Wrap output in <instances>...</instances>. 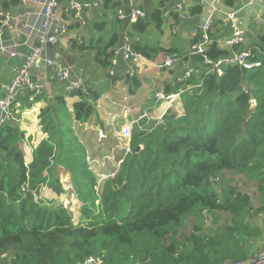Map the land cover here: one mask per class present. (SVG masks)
Returning <instances> with one entry per match:
<instances>
[{
    "label": "trees",
    "instance_id": "16d2710c",
    "mask_svg": "<svg viewBox=\"0 0 264 264\" xmlns=\"http://www.w3.org/2000/svg\"><path fill=\"white\" fill-rule=\"evenodd\" d=\"M162 6L130 28L135 50L147 59L170 51L161 45L167 19ZM170 17L181 20L174 13ZM106 26L99 23L96 29L105 31ZM118 40L116 32L74 44L79 50L96 49L99 64L109 68ZM243 45L233 50L250 49L249 61L261 65L246 69L226 64L222 75L207 70L199 78L194 73L189 83L198 86L182 93L184 112L168 110L152 128L134 125L131 150L119 159V170L101 191L87 149L72 126L74 120L85 123L96 113L97 96L88 100L84 90L76 91L85 98L74 104L73 113L63 96L48 101L39 114L47 138L34 148L29 164L21 147L26 136L20 122L1 125L0 264H84L91 255L102 257V264L123 263L115 252L124 254L126 264H224L253 255L264 236V229L250 221L264 211V29ZM230 53L217 41L207 51L213 61ZM129 79L133 94L139 85L135 77ZM181 87L183 83L174 90ZM253 99L254 112L244 124ZM59 166L70 174L85 223H74L64 204L40 197L43 186L58 195L66 192ZM228 172L257 182L258 209L225 177ZM220 211L230 218L214 231L205 232L197 224L185 242L176 239L189 216L203 221L210 213L217 224Z\"/></svg>",
    "mask_w": 264,
    "mask_h": 264
},
{
    "label": "crops",
    "instance_id": "0c3cea01",
    "mask_svg": "<svg viewBox=\"0 0 264 264\" xmlns=\"http://www.w3.org/2000/svg\"><path fill=\"white\" fill-rule=\"evenodd\" d=\"M77 1L96 2L98 0ZM213 1L221 3L227 9L241 7L239 0H232L233 4L228 3V0ZM176 2V0H173L167 4L163 0H141L140 6L147 15L161 5H164L162 7L170 8L173 10L172 13L178 15L174 11ZM118 7H121L127 15L131 11L129 0H112L109 2V6H106V0H104L102 7L85 11L83 25L76 22L72 23L69 32L64 35L62 40L56 46H49L47 48L48 56L56 58L64 64L71 65L73 76L80 77L84 81V91L87 94L86 98L77 93L75 94V92L68 93L66 89L68 81L60 82L56 80L53 77L55 75L53 69L45 68L42 63L32 68L31 75L33 80L42 84L44 87L43 91L37 96L40 97V100H37L36 97L34 101L28 102V93H23L19 95L14 105V110L22 117L20 126L25 131L26 138L21 147L25 153L27 163H30L33 159L34 148L43 139L47 138V134L43 132L42 126L40 125L39 114L47 106L48 101L53 100L55 96H63L71 112L74 104L81 101L82 98L93 100L97 96L95 102L96 113L85 123L74 120L72 126L81 142L85 145L88 158L96 159L93 165L97 174L100 177L103 176L106 178L114 176L119 170L118 164L113 170L115 164L112 161V157H114L115 153L105 149L104 144L110 142L114 136L119 135L121 128L125 125L134 123V125L152 128L155 124L162 121L163 116L168 110H174L182 114V93L174 90V87L181 83L179 79L186 70L191 68L195 70L197 78H199L200 73L211 70L212 67L202 71L200 66L204 63H198L196 65L195 63L197 62H193L190 57V46L199 38V25L207 15L205 7H201L200 12H195L193 11L194 8L200 6H190L186 10V17L181 18L178 23L174 22L172 17L165 19L161 45L170 51L161 52L155 59L144 58L141 61L139 72L135 77L139 86L135 93H130L132 81L125 76L129 62L123 57L120 48L126 39L127 32L131 28V23L129 19L122 20L115 17L114 13ZM65 8L66 1H63L61 3V15L63 18L69 20L70 18ZM240 16L244 26L247 28V40L243 43V46L246 47L264 29V11L258 5L256 7L242 9ZM105 22L107 23L106 30L98 31L96 25ZM116 32L119 35V40L113 48L115 49L114 56L117 57L118 64L115 67V74L113 76L109 75L108 68H103L99 64L96 59V49L72 50L69 46L73 45L74 42L77 44L83 42L89 43L102 36L107 38ZM231 34L232 28L230 25H220L218 22L214 23V40L222 48L232 53L234 52L233 49L221 45L223 40ZM7 36H9L8 32ZM104 42L106 41L104 40ZM245 50L248 51L250 49H244L243 51ZM170 53H178L180 60L172 67H160L159 64ZM22 63V58H9L7 55H0V78L4 82H9L14 76L15 69ZM161 91L168 96H174L172 98L160 99L157 94ZM100 134L104 136L101 138ZM94 135H96L97 139L94 138ZM96 142L97 144L99 142V144L97 145ZM95 152L100 153L99 159L90 155ZM104 172L108 173L104 174ZM57 174L63 182L65 180L71 183L70 174L65 168L57 167ZM71 194V201L81 205V202L76 198L75 193H73V189ZM64 196V193L58 195L48 186H43L40 193L42 199L52 203H58L61 199H70L69 196ZM263 241L262 239L259 241L255 251L258 250Z\"/></svg>",
    "mask_w": 264,
    "mask_h": 264
},
{
    "label": "built area",
    "instance_id": "2783aa9c",
    "mask_svg": "<svg viewBox=\"0 0 264 264\" xmlns=\"http://www.w3.org/2000/svg\"><path fill=\"white\" fill-rule=\"evenodd\" d=\"M66 1V13L69 20L61 15V3ZM141 0H129L131 11L127 15L125 11L118 7L115 10V17L119 19H129L131 26L140 19H145L147 13L140 6ZM169 4L173 0H163ZM175 12L179 18L186 17V10L190 6L205 7L207 11L206 18L203 19L200 28V35L196 42L190 46L191 54H201L205 57V63L211 65V70L219 75L223 74V65L238 64L246 69L258 67L261 65L257 61H249L252 53L250 50L241 52H232L216 61L211 60L207 51L209 45L215 40L213 38L214 23L220 25H230L232 34L226 37L222 46L230 49L242 45L247 40V28L244 26L240 12L242 9L249 7L261 6L264 11V0H239L240 8H225L221 3L213 0H176ZM104 5V0L96 2H79L77 0H0V55H7L9 58L19 57L23 63L15 69L13 78L9 82H4L0 78V126L9 120L21 122L22 117L14 110L19 95L28 93V102L34 101L43 91V85L34 81L31 70L38 64H43L45 68L53 69V76L60 82L68 81L67 92L73 93L84 90V81L80 77H74L71 65H67L47 55L49 46H56L70 30V25L74 22L84 23L85 11L98 9ZM14 7V9H12ZM173 10L163 7L165 18L170 17ZM7 32L9 36H7ZM130 29L127 32L126 39L121 45L123 57L129 62L126 77L134 78L139 72L141 61L145 58L137 52L133 45V39L130 35ZM180 60L178 53L167 54L160 67H172ZM118 64L116 56L112 57L111 64L108 68L110 76L115 74V67ZM208 71V72H209ZM193 68L184 72L179 82L183 83V90H189L195 86L189 83L190 77L193 76ZM182 93V92H181ZM160 99L172 98L174 95H166L162 91L157 94ZM252 105L256 101L252 100ZM73 113V110L71 111ZM134 123L125 125L120 130V138L124 139V149L130 151V140L133 134ZM104 135L100 134L102 138ZM126 155V153H125ZM96 159L88 158L90 168L97 174L94 169ZM27 163V162H26ZM120 163V162H119ZM29 164V163H27ZM99 175V174H97ZM103 177V176H101ZM215 178L214 180H217ZM63 182V181H62ZM67 188V181H65ZM99 186H101L99 182ZM69 188H72L71 184ZM68 190V189H67ZM42 199V198H41ZM61 202H63L61 200ZM102 264L99 256L88 257L84 264ZM224 264H264V241L257 252L241 261H227Z\"/></svg>",
    "mask_w": 264,
    "mask_h": 264
},
{
    "label": "rangeland",
    "instance_id": "374dc122",
    "mask_svg": "<svg viewBox=\"0 0 264 264\" xmlns=\"http://www.w3.org/2000/svg\"><path fill=\"white\" fill-rule=\"evenodd\" d=\"M82 31H83V29H82ZM70 34H71V32H70ZM69 46L71 47L72 50L79 49V46L78 45H75V44L69 45ZM196 65H198V63H196ZM210 67H211V65L201 64L200 69L202 71H204V70L209 69ZM183 112H184V107H183ZM177 114H179V113L177 112ZM179 115H181V114H179ZM118 128H117V130H119ZM94 138L97 139L96 135H94ZM98 138H99V136H98ZM125 142L126 141L124 139H121L120 136L117 135V136H114V138H112V140L110 142H106L104 144V148L105 149H107L109 152L111 151V152H114L115 153L114 154V157H112V161L115 164L113 170L117 167V164L119 166V158L124 157V154L128 152L127 150L124 149ZM96 144H97V142H96ZM98 144H99V142H98ZM95 153L90 154V155H92V157H95V158L99 159L100 153L99 152H97L96 154ZM87 159H88V156H87ZM89 165H90V163H89ZM106 173H108V172H104V174H106ZM97 177H98V181L100 182V184L102 186L103 183L105 182V180L107 178L106 177H100L99 175H97ZM225 177L228 178V180L231 182V184L234 185V186H236L237 189L240 192L248 194L250 196V198H251V201H252V204H253L254 208L255 209H258V207L261 205V203L259 201L260 192H259L258 187H257L258 186L257 182L248 180L244 175L236 174V173H233V172L226 173L225 174ZM64 182H65V180H64ZM64 182H62V183H64ZM65 185H66V183H65ZM69 186H70V183H67V188L64 186L65 189H66L65 191H67V192L64 193V195H65L64 197L69 196L70 199H67L66 198L64 200L63 204L65 206H67L68 209L72 212V215H73L72 217H73L74 223H76V224H78V223H85V219L83 218L82 213H81V206H82V204L80 205L77 202L74 203V202L71 201V197H72L71 192H72V189L69 188ZM97 187H99V189L101 191V187L100 186H97ZM49 203H52V202H49ZM57 204H62V203H57ZM254 208L251 207V210H253ZM263 210H264V205H263ZM218 215H219V217H218L217 224H214L213 215L210 214V213H208V216L207 217H204V220L203 221H199L195 216H192V215L189 216L185 220V222L183 223V226L178 229V233L176 235V239L179 242H181V243L182 242H185L187 236L191 232H193V230L195 228V225H197V224L201 225V227L204 229L205 232H212V231H214L216 225H219L220 223H223L228 218H230V215L228 214V212H225V211H220ZM250 221L253 224L258 225L262 229H264V211L257 212L255 214V216L250 219ZM170 236H171V234L170 235H167L165 237V241L167 243L170 242ZM262 240H264V236H263ZM91 256H93V255H91ZM91 256H89V257H91ZM115 256H116V260L122 259V260H119V261L123 262L121 264H126V263H124V260L122 258V257H124V254H122V252L121 253L115 252ZM100 259H101V262L103 263L102 257H100ZM131 264H134V263H131Z\"/></svg>",
    "mask_w": 264,
    "mask_h": 264
},
{
    "label": "water",
    "instance_id": "95a60500",
    "mask_svg": "<svg viewBox=\"0 0 264 264\" xmlns=\"http://www.w3.org/2000/svg\"><path fill=\"white\" fill-rule=\"evenodd\" d=\"M190 57H191L193 62L205 63V57L203 55H201V54H191ZM254 109L255 108L252 105L251 108L247 111V113L245 114V117H244V124H246L247 121L250 119L252 113L254 112ZM211 152L215 153V151L213 149H211Z\"/></svg>",
    "mask_w": 264,
    "mask_h": 264
},
{
    "label": "clouds",
    "instance_id": "9594fccd",
    "mask_svg": "<svg viewBox=\"0 0 264 264\" xmlns=\"http://www.w3.org/2000/svg\"><path fill=\"white\" fill-rule=\"evenodd\" d=\"M125 155V154H124ZM121 161V160H120ZM89 162V161H88ZM119 166H120V163H119ZM61 182H62V180H61ZM68 183V182H67ZM63 184V183H62ZM71 184V183H70ZM65 185V184H64ZM63 185V186H64ZM71 186H72V184H71ZM101 187V186H100ZM65 188V187H64ZM73 189V188H72ZM66 190V189H65ZM67 192V191H66ZM44 200V199H43ZM63 202H64V199H61ZM61 200H59V202L58 203H62L63 204V202H61ZM57 204V203H56ZM67 207V206H66ZM68 208V207H67Z\"/></svg>",
    "mask_w": 264,
    "mask_h": 264
},
{
    "label": "bare ground",
    "instance_id": "6f19581e",
    "mask_svg": "<svg viewBox=\"0 0 264 264\" xmlns=\"http://www.w3.org/2000/svg\"><path fill=\"white\" fill-rule=\"evenodd\" d=\"M186 90H183V91H181L182 93H184ZM215 182H217V180H214ZM257 252V251H256Z\"/></svg>",
    "mask_w": 264,
    "mask_h": 264
}]
</instances>
